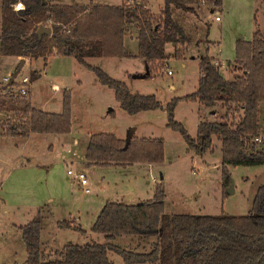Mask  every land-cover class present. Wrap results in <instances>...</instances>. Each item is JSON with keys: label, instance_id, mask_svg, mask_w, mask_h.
Returning <instances> with one entry per match:
<instances>
[{"label": "trees", "instance_id": "trees-1", "mask_svg": "<svg viewBox=\"0 0 264 264\" xmlns=\"http://www.w3.org/2000/svg\"><path fill=\"white\" fill-rule=\"evenodd\" d=\"M158 13L150 12L141 0L132 4H58L46 0H1L0 54L14 57L47 58L54 51L71 56L90 69L99 83L111 88L119 107L131 114L141 110L164 109L165 126L177 131L186 149L197 155L211 150V137L219 142L222 194L228 187V165L264 163V144L252 137L261 135L259 103L264 102V33L255 29L249 40L234 42V56L228 61L231 76L220 73L214 59L204 55L198 60L199 76L194 90L172 97L164 105L152 93L130 92L126 84L86 62L90 56L140 57L149 74L169 56L180 57L191 43L182 25L172 16L174 10L193 13V7H212L221 0H161ZM20 3L22 8L16 9ZM39 25L50 34L37 37ZM133 30L136 52L124 46L128 29ZM130 36V35H129ZM169 45L171 52H165ZM16 64L13 75L19 71ZM37 77V71L31 72ZM197 101L204 106L219 103L223 120H199L195 136L173 118L177 100ZM0 111H13L14 118L0 122V134L26 137L31 133L65 134L70 129L69 91L62 93L60 112L32 107L29 93L20 96L0 87ZM236 113V115H234ZM162 138L156 136L119 138L110 132L90 133L83 158L91 164L158 163L162 160ZM260 146V147H258ZM164 188L155 181L152 195L139 202L105 200L90 230L102 234L104 241L66 243L45 257L41 243V212L19 224L26 250V264H113L108 251L117 254L121 264H264V183L254 191L250 207L243 214L219 212L166 213ZM84 232L65 219L57 223ZM116 235L136 236L142 249L112 242ZM47 255V256H48Z\"/></svg>", "mask_w": 264, "mask_h": 264}, {"label": "rangeland", "instance_id": "rangeland-1", "mask_svg": "<svg viewBox=\"0 0 264 264\" xmlns=\"http://www.w3.org/2000/svg\"><path fill=\"white\" fill-rule=\"evenodd\" d=\"M56 1L107 5L121 2ZM154 5L162 6V1L156 0ZM262 7L264 0H221L219 6L212 7V12L204 4H199L196 15L192 16L174 10L173 18L182 25L191 43L182 56L167 57L142 78L133 77L135 72L141 74L145 71L146 64L140 57L90 56L85 60L99 66L110 76L123 80L130 92L152 93L164 105L170 98L194 89L199 72L197 63L204 55L216 58L221 64V75L229 78L231 72L227 63L233 59L234 42L239 38L250 39L255 30V20L258 29L264 33ZM214 16L219 21H215ZM131 33L133 30L129 28L127 40ZM126 48L131 53L136 52L135 42L128 41ZM165 52H171L169 45L165 47ZM18 61L20 59L14 56L0 54V87L5 86L2 77L11 75ZM44 61L42 57L25 59L12 78H20L24 74L31 76L32 69L40 68L42 78L31 77L30 98L35 107L49 112L61 111L62 93L68 89L70 135L65 138L57 133H31L28 137L0 134V264H26V250L18 225L32 218L37 209L41 212L43 253L45 257L52 258L53 255L48 254L66 243L103 242L102 234L90 230L102 203L105 200L134 203L149 198L155 181L163 185L166 213L247 212L255 188L264 183V163L228 165L233 191L223 195L220 144L215 136L211 137V150L197 155L186 149L177 131L165 126L164 109L129 114L119 107L112 89L99 83L90 69L71 56L52 54L47 57L45 66ZM164 62L171 70L170 74H166L165 68L161 67ZM52 83H57L58 87L53 88ZM211 108L215 109L214 113L208 112ZM15 116L13 111H0V122ZM173 118L194 137L197 120L220 121L224 117L219 103L204 106L197 101L179 99L173 107ZM259 125L260 141L256 142L262 145L264 102L259 103ZM132 128L135 129V136L162 138L161 162L149 167L141 162L89 166L84 163L89 192H82L78 185L71 182L66 172L67 148L75 150L76 156L81 158L83 145L69 137L85 139L91 132H112L125 138ZM62 218L73 225L77 221L85 231L59 226L57 223ZM135 239L136 236L132 235H116L112 242L141 250L142 245H136ZM108 258L113 264L120 260L111 251H108ZM4 259H7L5 263Z\"/></svg>", "mask_w": 264, "mask_h": 264}, {"label": "crops", "instance_id": "crops-1", "mask_svg": "<svg viewBox=\"0 0 264 264\" xmlns=\"http://www.w3.org/2000/svg\"><path fill=\"white\" fill-rule=\"evenodd\" d=\"M46 1H50V2H53V3H58V4H78V5H85V4H88V3H77L76 1H70L69 3H67V2H61V1H56V0H46ZM153 1V2H152ZM121 2H124V0H121ZM120 2V3H121ZM141 2L144 4V6L150 11V12H152L153 14H156V13H158V11L160 10V8H161V6H159V5H156V7H155V5H154V3L156 2V0H141ZM90 3V2H89ZM1 4V3H0ZM198 6V5H197ZM197 6H195V7H193V9H194V12L193 13H189V12H187L188 13V15H196V11H197ZM156 8V9H155ZM214 10V9H213ZM212 9H210L209 10V12H212L213 11ZM186 13V14H187ZM262 15H264V7H262ZM217 21H219V19L217 20ZM254 29H258V27H257V25H256V20H255V23H254ZM259 30V29H258ZM254 31V30H253ZM252 31V32H253ZM260 31V30H259ZM261 32V31H260ZM263 33V32H262ZM132 42V41H134L135 42V37H134V35H132V34H130V37L128 38V40L125 38V40H124V46L126 47L127 46V42ZM127 49V48H126ZM131 53V52H130ZM135 53V52H134ZM53 55H61V54H59V53H56V52H53L52 53ZM51 54V55H52ZM50 56V55H49ZM211 58H213L214 60H217L216 58H214V57H212V56H210ZM16 58H19L20 59V57H16ZM28 57H23V62L25 61V59H27ZM32 58H38V57H31V58H29L30 60L32 59ZM43 58V57H42ZM169 58V57H168ZM46 59L47 58H44V63H43V66H45V64H46ZM218 61V60H217ZM219 62V61H218ZM220 63V62H219ZM32 70H36L37 71V77L36 78H34V79H38V78H42V74H41V71H40V68H34V69H32ZM149 74H144V72L143 73H141V74H139L138 72H135L134 74H133V77H140V78H142V77H145V76H148ZM198 76H199V72H198ZM198 76H197V78H198ZM33 79V78H32ZM123 81V80H122ZM124 82V81H123ZM125 83V82H124ZM196 84H197V79H196ZM51 86L53 87V88H57L58 87V84L57 83H52L51 84ZM127 86V85H126ZM195 87H196V85H195ZM195 87H194V89H195ZM128 88V87H127ZM193 89V90H194ZM192 91V90H191ZM29 102H30V105L32 106V107H35L33 104H32V100H31V98H30V93H29ZM37 108V107H36ZM214 110L215 109H213V108H211L208 112H210V113H214ZM60 112V111H59ZM199 120H197L196 121V124H197V122H198ZM71 126V125H70ZM134 128H132V130H131V132H130V134L129 135H132V136H135L134 134H133V132H134ZM92 133V132H91ZM110 133H112V132H110ZM113 134V133H112ZM61 136H63V137H65V138H67L68 137V135H70V129H69V132L68 133H65V134H60ZM113 135H115V134H113ZM88 136H89V134H87V137L85 138V139H80V138H77L76 136H71V137H69L73 142H78L79 144H80V146H82V157L80 158H78V156H76L77 154H76V151L75 150H72V152H73V154H71V153H68L67 152V154H66V158H65V161L67 162L68 160H71V159H74V160H77V161H80V162H83V163H85V165H88L87 163H86V161L84 160V158H83V152H84V148H85V144H86V141H87V139H88ZM116 137H119V138H124V137H120V136H117V135H115ZM26 137H28V136H26ZM136 137H147V136H145V135H140V136H136ZM141 163H145L148 167L149 166H152L153 164H156V163H146V162H141ZM89 166V165H88ZM149 169V168H148ZM63 219V218H62ZM62 219H60V220H62ZM75 224L76 225H79L80 226V224L77 222V221H75ZM80 228H82L81 226H80ZM83 229V228H82ZM84 231H85V229H83ZM142 242L141 241H138V240H135V244L136 245H142L141 244ZM7 259H4V263H5V261H6ZM25 261H26V258H25V260H24V263H25ZM122 263V261H121V258H120V260H116L115 261V264H121Z\"/></svg>", "mask_w": 264, "mask_h": 264}, {"label": "built area", "instance_id": "built-area-1", "mask_svg": "<svg viewBox=\"0 0 264 264\" xmlns=\"http://www.w3.org/2000/svg\"><path fill=\"white\" fill-rule=\"evenodd\" d=\"M125 4H132L133 0H126L124 2ZM22 4L18 3L15 8L19 9L22 8ZM214 20L217 21L218 17L214 16ZM55 52V51H54ZM214 64H218L219 66H221V64L217 61L214 60L213 61ZM162 68H165V72L166 74H170L171 70L166 66V62H164V64L161 66ZM2 81L5 85L8 86V88H10L12 91H14L17 94L20 95H25L27 93H29V89H30V83H31V76L28 74H24L22 75L20 78H12V74L11 75H6L2 77ZM253 141H260V136H254L252 137ZM67 152L73 154L72 150H70L69 148H67ZM85 167H84V163L71 159L67 161V169L66 172L69 176V178L71 179V182L75 183L76 185H78L82 192L87 193L89 192V188H88V180L85 174Z\"/></svg>", "mask_w": 264, "mask_h": 264}, {"label": "water", "instance_id": "water-1", "mask_svg": "<svg viewBox=\"0 0 264 264\" xmlns=\"http://www.w3.org/2000/svg\"><path fill=\"white\" fill-rule=\"evenodd\" d=\"M50 28L49 27H44L43 25H39L38 30H37V37L40 38L42 34L49 35L50 34ZM21 64L23 63V58L20 59ZM129 136V134L127 135ZM233 191L232 188V181L230 179L228 188L226 189L227 193H231Z\"/></svg>", "mask_w": 264, "mask_h": 264}]
</instances>
